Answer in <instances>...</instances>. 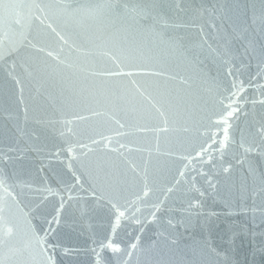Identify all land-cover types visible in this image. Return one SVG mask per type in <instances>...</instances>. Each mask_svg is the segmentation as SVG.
Masks as SVG:
<instances>
[{
    "label": "water",
    "instance_id": "95a60500",
    "mask_svg": "<svg viewBox=\"0 0 264 264\" xmlns=\"http://www.w3.org/2000/svg\"><path fill=\"white\" fill-rule=\"evenodd\" d=\"M0 57V264H264V0H0Z\"/></svg>",
    "mask_w": 264,
    "mask_h": 264
},
{
    "label": "snow or ice",
    "instance_id": "6c2138e0",
    "mask_svg": "<svg viewBox=\"0 0 264 264\" xmlns=\"http://www.w3.org/2000/svg\"><path fill=\"white\" fill-rule=\"evenodd\" d=\"M0 58H2V57H0ZM235 110H232V111H228L227 113H226V116L227 117H231L232 115H233V112H234ZM223 119V122L225 123V124H227V119H224V118H222ZM225 131H227L226 129H225ZM124 214L121 212V213H119V215L117 216V224H118V222H119V218H120V216H123ZM102 247H107V248H109V249H111L113 252H116V251H119V248L118 247H114L113 246V244L111 243V242H109V243H107V244H105V245H102ZM51 259V258H50Z\"/></svg>",
    "mask_w": 264,
    "mask_h": 264
}]
</instances>
